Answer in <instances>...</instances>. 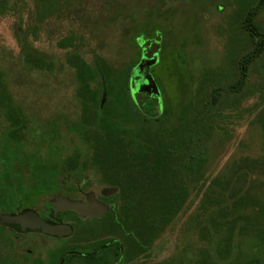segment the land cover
Here are the masks:
<instances>
[{"label":"rangeland","instance_id":"obj_1","mask_svg":"<svg viewBox=\"0 0 264 264\" xmlns=\"http://www.w3.org/2000/svg\"><path fill=\"white\" fill-rule=\"evenodd\" d=\"M46 6L41 0H0V141L12 116L24 124L21 133L28 149L29 136L53 134L62 144L76 136L70 127L78 120L81 105L75 69L67 60L74 51L89 62L102 56L115 70H122L138 62L142 48L152 55L160 45L165 58L159 69L162 86L167 84L183 101L187 95L180 85L181 70L175 71L168 62L178 49L188 62L190 88L195 90L206 75L209 88L204 100L217 93L207 117L213 126L207 177L202 190L193 189L183 210L151 247L123 264L264 260V51L254 54L257 40L234 20V0H49ZM257 21L264 27V6ZM248 53L255 57L247 80L232 90L238 62ZM39 59L51 68L38 67ZM162 95L167 96L163 89ZM43 154L55 158L47 150ZM86 173L80 181L60 175L63 187L80 188L69 192L68 187L63 194L74 198L93 192L101 197L109 186L94 170ZM55 195L43 197L36 211H43ZM106 221H101L99 238ZM92 236L79 232L66 242Z\"/></svg>","mask_w":264,"mask_h":264},{"label":"trees","instance_id":"obj_2","mask_svg":"<svg viewBox=\"0 0 264 264\" xmlns=\"http://www.w3.org/2000/svg\"><path fill=\"white\" fill-rule=\"evenodd\" d=\"M48 1L41 0L44 6ZM255 1L234 0V20L251 40H257L254 54H260L264 51V27L257 18L264 3ZM46 10L48 13L50 6ZM142 32L141 37L146 34ZM155 32L154 28L152 33ZM144 50L139 52L138 62L122 70H115L99 55L89 62L77 51L68 54V63L75 69L81 105L80 116L70 127L76 136L68 145L56 142L57 135L37 134L33 149L21 157L25 142H17L16 138L24 124L14 116L7 128L9 138L0 141V200L8 208L19 199L35 206L47 195L65 193L59 185L62 174L80 181L87 171L94 170L113 189L111 195L121 203L105 213L103 218L108 221L103 237L95 246L76 247L84 251L97 247L91 256L84 254L90 264H123L147 251L183 210L193 189L202 190V181L207 177L213 132L207 117L217 93L214 91L204 100L209 88L206 75L195 90L190 88L187 59L176 49L175 57L168 62L175 71L181 70L180 85L187 96L180 101L179 96L172 95L171 87L162 86L164 75H160L159 69L165 58L160 45L153 49L160 59L158 55L151 71L158 79L161 93H133L132 71L146 53ZM254 57L249 53L241 57L239 76L230 84L232 90L245 83ZM37 66L51 68V64L40 59ZM162 89L167 96L162 95ZM44 150L55 157L53 161L44 156ZM68 187L69 192L80 190L77 185ZM29 207L26 209H33ZM247 264H264V260L255 259Z\"/></svg>","mask_w":264,"mask_h":264},{"label":"flooded vegetation","instance_id":"obj_3","mask_svg":"<svg viewBox=\"0 0 264 264\" xmlns=\"http://www.w3.org/2000/svg\"><path fill=\"white\" fill-rule=\"evenodd\" d=\"M17 133V140L24 143L26 140L21 130ZM30 137L28 143L30 149L34 146V137ZM7 132L4 135V139H8ZM25 150H22L19 155L25 156L28 152V147L25 143ZM26 153V154H25ZM27 158V156L25 157ZM29 168L26 175H29ZM60 186H62L59 183ZM68 188V187H67ZM67 188L62 186V190ZM64 192H57L55 199L59 195H63ZM111 188H105L101 193V197H98V201L110 206L117 205L120 202L119 199H114L111 195ZM87 194L84 197H68L74 200L87 202ZM1 195V193H0ZM97 198V197H96ZM12 199V198H9ZM11 201V200H10ZM38 205V204H37ZM37 205H29L25 201L19 199L15 204H12L8 208L6 203L0 200V214H21L27 207L34 210ZM43 219L53 223L68 224L73 228V233L70 236H52L38 231H22L14 229L10 226L0 223V264H72L74 261L79 260L88 263V258H84V254H90V256L96 252L97 247L92 250L84 251L77 249L78 245L95 246L96 242L100 240L98 237L102 232L101 221L105 214L100 216H81L78 212L68 209L56 211L54 200L43 211L37 212ZM81 232L84 235L92 234L93 236L87 238V241L76 240L74 242H66L74 234ZM86 233V234H85ZM50 243H54L50 247ZM50 248L52 250H50ZM90 264V263H88Z\"/></svg>","mask_w":264,"mask_h":264},{"label":"water","instance_id":"obj_4","mask_svg":"<svg viewBox=\"0 0 264 264\" xmlns=\"http://www.w3.org/2000/svg\"><path fill=\"white\" fill-rule=\"evenodd\" d=\"M157 61V54L149 55L148 52L144 54L140 63L132 71L134 90L149 95H159L161 93L151 72L152 66ZM111 192H113V189H111ZM87 198V202H82L59 195L54 199L56 211L73 210L85 217L100 216L110 209L109 205L99 202L93 192H89ZM0 223L17 230L38 231L52 236H70L73 233L71 225L45 220L34 209H26L21 214H0Z\"/></svg>","mask_w":264,"mask_h":264}]
</instances>
